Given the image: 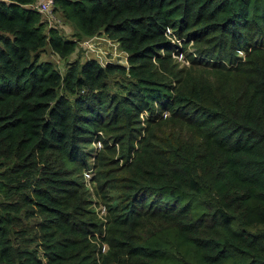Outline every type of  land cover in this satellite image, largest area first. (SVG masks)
<instances>
[{
  "label": "trees",
  "instance_id": "obj_1",
  "mask_svg": "<svg viewBox=\"0 0 264 264\" xmlns=\"http://www.w3.org/2000/svg\"><path fill=\"white\" fill-rule=\"evenodd\" d=\"M36 1L0 0V264H264V0H54L77 40ZM101 31L126 64L66 60Z\"/></svg>",
  "mask_w": 264,
  "mask_h": 264
},
{
  "label": "rangeland",
  "instance_id": "obj_2",
  "mask_svg": "<svg viewBox=\"0 0 264 264\" xmlns=\"http://www.w3.org/2000/svg\"><path fill=\"white\" fill-rule=\"evenodd\" d=\"M41 19L45 21L46 27H54L57 29L58 33H60L65 38H72L77 40V36L74 34V28L67 24L59 11H55L52 9L50 13H42L41 12ZM45 27V28H46ZM187 57L194 58L195 54V47L188 43L186 46ZM126 52L122 50L116 41L108 38L105 36L102 31L98 34H95L92 37L84 38L77 41L76 48L73 53H71L66 60L72 61L74 59L83 60L85 58H95L101 64H105L106 62H115L126 64ZM180 61L177 63V67L181 66H188V60L186 61L182 55L177 57ZM40 59H46L53 62V64L59 69V71L63 72L65 69L66 60L65 58H60L55 53H52L49 48L46 49L44 53H41ZM117 88H114V90ZM145 116V115H144ZM166 133H169L174 138H183L184 140H188L186 138V132L178 127H174L170 125L165 129ZM93 146L98 148L100 143H93ZM92 172L84 171L83 179L87 186L90 188L91 198L93 200V206L95 207L98 214H102L104 212L102 199L96 193L95 189L93 188V183L90 178ZM124 173H120L119 175H123ZM114 194V193H113Z\"/></svg>",
  "mask_w": 264,
  "mask_h": 264
},
{
  "label": "built area",
  "instance_id": "obj_3",
  "mask_svg": "<svg viewBox=\"0 0 264 264\" xmlns=\"http://www.w3.org/2000/svg\"><path fill=\"white\" fill-rule=\"evenodd\" d=\"M39 12L50 13L54 7V0H37L32 4Z\"/></svg>",
  "mask_w": 264,
  "mask_h": 264
}]
</instances>
